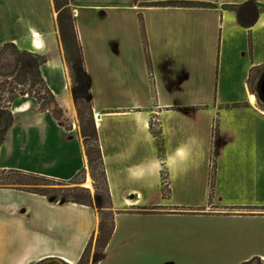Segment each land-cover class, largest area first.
<instances>
[{"label": "crops", "instance_id": "obj_1", "mask_svg": "<svg viewBox=\"0 0 264 264\" xmlns=\"http://www.w3.org/2000/svg\"><path fill=\"white\" fill-rule=\"evenodd\" d=\"M247 3L259 8L250 27L237 15ZM69 8L115 212L98 264L113 261L116 245L129 249L147 237L146 227H135L127 238V228L157 219L209 220L220 225L219 248L251 244L249 257L264 260V108L248 84L264 65V0H69ZM103 32L110 38L100 45ZM7 43L44 58L42 76L70 127L19 99L0 160L8 154L26 163L0 169L71 181L88 161L53 0H0V50ZM212 162L217 192L244 187L254 200L203 208L178 200L207 191ZM98 228L96 208L0 189V235L9 229L28 240L26 248L0 249V264H80Z\"/></svg>", "mask_w": 264, "mask_h": 264}, {"label": "rangeland", "instance_id": "obj_2", "mask_svg": "<svg viewBox=\"0 0 264 264\" xmlns=\"http://www.w3.org/2000/svg\"><path fill=\"white\" fill-rule=\"evenodd\" d=\"M53 6L56 14L57 27L58 25V12L55 9L54 0ZM69 18L73 19V13L70 8L68 11L64 13V20H68ZM35 23V22H34ZM143 25L141 24V27ZM118 27V25H117ZM107 30V28H106ZM143 35V27L141 28ZM107 32V31H105ZM103 32L101 36H99V44L108 42L109 32L108 34ZM60 34V44L63 53V59L67 68V73L70 78V87L73 97L76 103L77 109V126L80 130V120H79V100L85 99L89 95V87L84 83L81 75V69L79 66V56H78V47L76 42L74 41L71 32L68 28L65 27V34ZM65 39H63L64 37ZM144 36V35H143ZM65 40V41H64ZM131 40V39H130ZM12 44V43H7ZM6 45V44H5ZM4 45V46H5ZM3 46V47H4ZM146 46V45H145ZM2 47V48H3ZM19 49V48H18ZM2 50V49H1ZM0 50V51H1ZM20 50V49H19ZM22 51V50H21ZM89 51V50H88ZM28 52V51H27ZM149 58V54L146 48V55ZM42 74V73H41ZM4 81V80H1ZM19 90H28V86L25 88H19ZM37 90V87L33 89ZM33 91L32 96L37 97ZM44 95V92L42 93ZM30 98L38 104L36 99ZM3 98H7L4 96ZM23 97H19L21 99ZM254 100H256L253 97ZM17 101L12 105L17 103ZM259 99L257 97V103ZM2 105L7 106L6 99L1 102ZM46 104V103H43ZM59 105V104H58ZM264 108V103L262 104ZM41 106V105H40ZM60 107V106H59ZM48 109L53 110L51 106L47 107ZM61 109V108H60ZM62 111L61 121H64L66 124V120L64 119V112ZM54 113V112H53ZM94 121L95 116H94ZM66 127L69 129L70 126L66 124ZM81 135V133H80ZM10 155L3 154L0 164H12L15 166H23L26 161H18V158L14 156L12 162L7 161ZM11 160V159H10ZM214 160V157H213ZM32 164L29 162V165ZM211 171L209 177V187L205 193H194L190 196L186 194L179 193L176 198L181 201H187L192 204H198V207H207L209 205H218V203H229V202H244L247 200H254L255 195H251L249 191H247L244 187H233L231 189L225 188L220 189L218 192L215 188V167L214 162L211 164ZM2 170V169H0ZM18 171H26V170H18ZM97 176L96 182L93 178V173L91 172L89 166L87 165V169L81 171L73 180L65 182V181H43L39 180L33 183L36 185H4L0 189H16V190H46L50 192L52 195L68 197L70 199L75 200H86L90 202L93 208H96L98 211V218L100 224L99 214L101 209L99 207V203L97 200V195L99 194L102 198V202L106 203V196L103 188V181L100 177V170L94 172ZM9 178L11 182H15V180H19L21 175L4 173L0 175V179ZM29 180V179H27ZM10 183V182H9ZM235 182V179L233 180ZM234 185V184H233ZM99 187L97 190L96 187ZM165 194V192H164ZM252 198V199H251ZM264 199V198H263ZM239 206V205H236ZM109 217V216H108ZM110 222V220H108ZM226 225H223V229L226 228ZM238 226V225H237ZM139 228V231L145 232V227L147 229V237L142 241H136L134 247L129 249H125L124 247L116 245L117 256L114 257L113 261L105 262L104 264H264V260H261L260 256L249 257V253L251 249L247 246L242 248V251H226L224 248H219V238H216V232L220 230V225L215 224L214 222H210L209 220H155L148 223H141L140 225H132L127 231H123L126 237L129 235H133L134 228ZM236 225H231L230 228H235ZM146 235V234H145ZM138 236V234L136 235ZM235 239V237L233 236ZM99 239V228L97 233L94 235V239L91 241V244L80 264H97L98 258L101 256V249L98 244ZM228 239L227 236L222 239ZM31 240V239H29ZM28 240L23 239V237L14 235L12 230H7V232H2L0 235V249L5 251H13L16 249L26 248ZM130 252H128V251ZM126 251L128 252L126 254ZM124 252L125 255L120 254ZM264 254V251H262Z\"/></svg>", "mask_w": 264, "mask_h": 264}, {"label": "trees", "instance_id": "obj_3", "mask_svg": "<svg viewBox=\"0 0 264 264\" xmlns=\"http://www.w3.org/2000/svg\"><path fill=\"white\" fill-rule=\"evenodd\" d=\"M55 9L58 12V25L61 31V34H65V27L68 28L71 32V35L78 47V56H79V66L81 69V75L84 83L89 87V78L87 76L84 61L83 53L81 46L79 44L78 35L76 32V27L74 20L69 18L64 20V13L68 11L69 0H54ZM171 6L179 7H205L206 4L194 3V2H170ZM246 14L250 15L249 18L246 17ZM259 8L254 3H247L244 6H241L237 9L238 20L241 25L244 27L252 26L258 17ZM64 37V36H63ZM65 39V37L63 38ZM65 41V40H64ZM45 60L42 56L27 52L21 51L15 44H6L0 51V147L3 145L6 135L9 129L13 126L14 123V114L12 110V105L17 101L19 97L29 96L40 103L43 109H48V106L53 108L54 114L57 119L61 120L62 111L56 101V98L52 91L49 89L46 84L42 74L41 66L44 64ZM4 80V81H1ZM264 80V65L259 67H254L251 70L249 77V89L250 91L257 95L259 99V105L263 107L264 96L261 92V85ZM28 86V90H19V88H25ZM37 87V90L34 91ZM37 94V97L32 96V93ZM44 92V95L42 93ZM7 96V98H3ZM6 99L7 106L2 105L1 102ZM46 103V104H43ZM80 110H79V120H80V130L81 137L83 139L85 154L88 161V166L93 173L94 181L96 182L97 176L95 171L97 168L100 170V177L103 181V188L106 196V203L102 202L100 195H97V200L101 212L99 214L100 224H99V239L98 244L101 249V256L98 258L97 264L100 262L103 252L108 246L114 230H115V212L112 207V199L108 187L106 171L103 162V156L101 147L99 144V137L94 121V113L91 105L90 93L85 99L79 100ZM50 110V109H49ZM216 141L218 138V133L215 131ZM4 173L21 175L19 180L11 182L9 178L0 179V188L4 185H36L34 182L43 180V181H53L46 176L37 175L29 171H18V170H0V175ZM29 179V180H27ZM10 182V183H9ZM2 185V186H1ZM98 190L99 187L97 186ZM25 192L37 194L40 196L46 197L48 200L53 202H67L75 203L84 206H91L90 202L86 200H75L68 197H62L57 195H52L50 192L43 190H22ZM166 195V193L164 194ZM109 216V217H108ZM110 220V222H108ZM94 239H91V241ZM87 246L81 261L83 260L90 244ZM246 264V263H245Z\"/></svg>", "mask_w": 264, "mask_h": 264}, {"label": "water", "instance_id": "obj_4", "mask_svg": "<svg viewBox=\"0 0 264 264\" xmlns=\"http://www.w3.org/2000/svg\"><path fill=\"white\" fill-rule=\"evenodd\" d=\"M263 85H264V80H263L262 85H261V92H262V94H263Z\"/></svg>", "mask_w": 264, "mask_h": 264}]
</instances>
